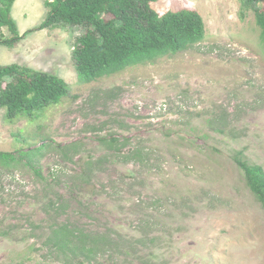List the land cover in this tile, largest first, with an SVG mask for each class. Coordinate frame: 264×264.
<instances>
[{"label":"rangeland","instance_id":"374dc122","mask_svg":"<svg viewBox=\"0 0 264 264\" xmlns=\"http://www.w3.org/2000/svg\"><path fill=\"white\" fill-rule=\"evenodd\" d=\"M150 5L196 9L205 37L87 83L77 82L71 58L81 25L0 44L1 65L55 74L70 90L33 120L6 122L0 109V150L44 139L75 146L49 149L41 176L0 167V264H88L48 241L62 224L109 236L95 258L102 264H264V209L232 159L243 150L264 168V46L254 12L239 0ZM46 10L44 0H14L17 31ZM11 36L0 27V38ZM111 137L118 149L108 148Z\"/></svg>","mask_w":264,"mask_h":264},{"label":"trees","instance_id":"16d2710c","mask_svg":"<svg viewBox=\"0 0 264 264\" xmlns=\"http://www.w3.org/2000/svg\"><path fill=\"white\" fill-rule=\"evenodd\" d=\"M154 1L44 0L47 9L44 19L20 34L11 15L14 0H0V27H7L12 34L0 38V44L13 45L33 30L64 24L81 25L84 31L73 45L71 58L77 82L87 83L128 66L176 53L205 37L204 22L196 9L184 7L159 13L150 5ZM239 2L244 10L254 12L260 42L264 46V6L260 5L264 0ZM69 92L68 85L55 74L18 63L0 64V109H4L6 122L18 118L33 120L44 107L58 102ZM117 140L111 137L104 141L108 148L118 149ZM70 148H75L74 143L62 145L44 139L39 144L14 151L0 150V167L28 169L41 176L40 160L49 149L65 153ZM232 159L241 170L246 186L264 209V168L249 162L243 150H236ZM108 237L74 231L62 224L52 230L48 241L59 250L80 251L88 257V264H102L95 258L110 244L112 239Z\"/></svg>","mask_w":264,"mask_h":264}]
</instances>
